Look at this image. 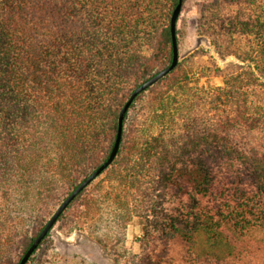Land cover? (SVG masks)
Instances as JSON below:
<instances>
[{"label":"trees","instance_id":"1","mask_svg":"<svg viewBox=\"0 0 264 264\" xmlns=\"http://www.w3.org/2000/svg\"><path fill=\"white\" fill-rule=\"evenodd\" d=\"M178 1L0 0V264L107 160L127 99L173 60ZM196 6L198 34L237 61L195 51L142 92L113 163L55 224L117 264H235L227 249L264 226V0ZM49 235L26 264H51Z\"/></svg>","mask_w":264,"mask_h":264},{"label":"rangeland","instance_id":"2","mask_svg":"<svg viewBox=\"0 0 264 264\" xmlns=\"http://www.w3.org/2000/svg\"><path fill=\"white\" fill-rule=\"evenodd\" d=\"M200 0H187L181 11L177 28L179 59L188 57L195 51H207L217 59L221 67L237 61L235 57L226 60L217 55L211 40L199 35L196 30V3ZM212 84H222L219 78L212 79ZM143 220L135 218L128 227L127 245L132 253L140 251L138 237L142 234ZM86 230L69 231L60 223L50 231L41 251H48L52 255L51 264H117L111 256ZM230 252V260L235 264H264V226L256 225L247 230L239 240L227 249ZM120 264H126L125 262Z\"/></svg>","mask_w":264,"mask_h":264},{"label":"water","instance_id":"3","mask_svg":"<svg viewBox=\"0 0 264 264\" xmlns=\"http://www.w3.org/2000/svg\"><path fill=\"white\" fill-rule=\"evenodd\" d=\"M184 0H179L178 4L176 5L172 17H171V33H172V41H173V60L171 64L162 70L160 72L156 73L154 76L150 77L148 80L144 81L142 84H140L137 88L134 89V91L131 93L130 97L127 99L126 103L122 107L120 114H119V122H118V133L116 137L115 144L113 146V149L111 151V154L107 158L106 161H104L98 168H96L88 177H86L83 181H81L75 189H73L72 193H70L63 201L62 203L57 207L56 211L53 213V215L50 217V219L47 221L45 226L42 228L40 233L35 237L32 244L29 246V248L24 253L23 257L21 258L19 264H26L30 257L33 255L35 250L39 247V245L42 243V241L47 237V235L50 233L52 228L57 223L59 217L61 214L66 210V208L70 205V203L84 190L86 189L94 180H96L102 173L105 171L114 161L118 154V150L121 143L122 133H123V123L124 118L129 110L132 103L135 101V99L144 91H146L149 87L153 86L155 83H157L159 80L164 78L166 75H168L171 71L175 69L179 62V49H178V43H177V22L179 19V16L182 11Z\"/></svg>","mask_w":264,"mask_h":264}]
</instances>
